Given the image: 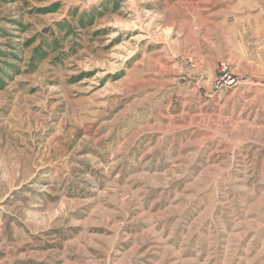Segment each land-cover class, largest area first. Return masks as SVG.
<instances>
[{"label": "rangeland", "instance_id": "rangeland-1", "mask_svg": "<svg viewBox=\"0 0 264 264\" xmlns=\"http://www.w3.org/2000/svg\"><path fill=\"white\" fill-rule=\"evenodd\" d=\"M0 264H264V0H0Z\"/></svg>", "mask_w": 264, "mask_h": 264}, {"label": "built area", "instance_id": "built-area-1", "mask_svg": "<svg viewBox=\"0 0 264 264\" xmlns=\"http://www.w3.org/2000/svg\"><path fill=\"white\" fill-rule=\"evenodd\" d=\"M235 84V78L228 70V67L224 63H221L219 76L213 82L214 89L216 91L231 89L235 86Z\"/></svg>", "mask_w": 264, "mask_h": 264}]
</instances>
